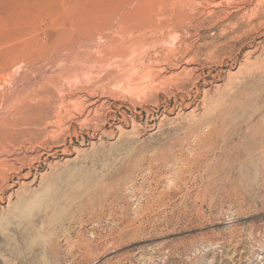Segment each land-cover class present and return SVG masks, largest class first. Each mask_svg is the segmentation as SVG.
Instances as JSON below:
<instances>
[{"label": "rangeland", "instance_id": "obj_1", "mask_svg": "<svg viewBox=\"0 0 264 264\" xmlns=\"http://www.w3.org/2000/svg\"><path fill=\"white\" fill-rule=\"evenodd\" d=\"M0 264H264V0H0Z\"/></svg>", "mask_w": 264, "mask_h": 264}]
</instances>
